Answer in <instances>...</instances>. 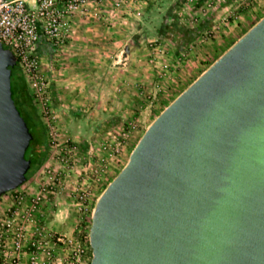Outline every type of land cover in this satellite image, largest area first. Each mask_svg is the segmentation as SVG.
<instances>
[{"label": "rangeland", "instance_id": "1", "mask_svg": "<svg viewBox=\"0 0 264 264\" xmlns=\"http://www.w3.org/2000/svg\"><path fill=\"white\" fill-rule=\"evenodd\" d=\"M263 16L264 0H92L84 48L45 45L24 79L48 149L0 196V264H89L95 204L139 138Z\"/></svg>", "mask_w": 264, "mask_h": 264}, {"label": "water", "instance_id": "2", "mask_svg": "<svg viewBox=\"0 0 264 264\" xmlns=\"http://www.w3.org/2000/svg\"><path fill=\"white\" fill-rule=\"evenodd\" d=\"M0 42V196L32 134ZM89 264H264V16L147 127L91 218Z\"/></svg>", "mask_w": 264, "mask_h": 264}, {"label": "built area", "instance_id": "3", "mask_svg": "<svg viewBox=\"0 0 264 264\" xmlns=\"http://www.w3.org/2000/svg\"><path fill=\"white\" fill-rule=\"evenodd\" d=\"M91 5L92 0H0V42L16 57L24 79H37L40 42L63 46L72 38L79 20L90 14ZM9 225L10 219L6 222ZM15 240L18 250L19 234Z\"/></svg>", "mask_w": 264, "mask_h": 264}, {"label": "trees", "instance_id": "4", "mask_svg": "<svg viewBox=\"0 0 264 264\" xmlns=\"http://www.w3.org/2000/svg\"><path fill=\"white\" fill-rule=\"evenodd\" d=\"M10 86L11 96L15 102L16 108L25 120L27 127L32 134V139L24 153L25 158L31 160L30 167L33 166L31 172L26 174V181L29 176L42 165L46 158L48 149L45 136L46 132L32 102L25 80L19 72L18 65H16V73L10 79Z\"/></svg>", "mask_w": 264, "mask_h": 264}, {"label": "crops", "instance_id": "5", "mask_svg": "<svg viewBox=\"0 0 264 264\" xmlns=\"http://www.w3.org/2000/svg\"><path fill=\"white\" fill-rule=\"evenodd\" d=\"M87 20H88V17H85V18H82L81 20H79V22L76 25V28L74 30V33L72 34V38L67 40L66 43L63 46H61L62 48L67 49L68 51L71 50L72 54L73 53L75 54L79 50L84 48L85 43H84L83 38H85L88 34L93 33L92 29H94V30L96 29V28L90 27L87 24ZM45 45H48V46H50L52 48H55V49L57 48V47L52 46L49 42H47L45 40H42L40 42V44L38 45V50L37 51H38L39 54H43L41 52H43V48H44ZM57 49H59V48H57ZM71 53L68 52V54H71ZM75 59H77V58H75V56L70 58V60H75Z\"/></svg>", "mask_w": 264, "mask_h": 264}]
</instances>
